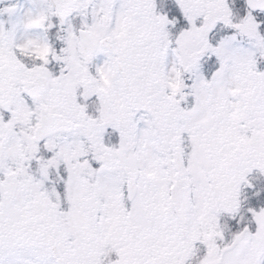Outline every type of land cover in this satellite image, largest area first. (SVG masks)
I'll use <instances>...</instances> for the list:
<instances>
[{
    "label": "snow or ice",
    "instance_id": "obj_1",
    "mask_svg": "<svg viewBox=\"0 0 264 264\" xmlns=\"http://www.w3.org/2000/svg\"><path fill=\"white\" fill-rule=\"evenodd\" d=\"M0 264H264V0H0Z\"/></svg>",
    "mask_w": 264,
    "mask_h": 264
}]
</instances>
